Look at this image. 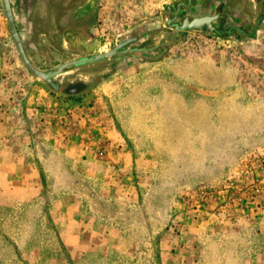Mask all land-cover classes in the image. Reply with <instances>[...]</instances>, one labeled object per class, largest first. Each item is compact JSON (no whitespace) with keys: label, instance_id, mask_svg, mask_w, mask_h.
I'll return each instance as SVG.
<instances>
[{"label":"rangeland","instance_id":"1","mask_svg":"<svg viewBox=\"0 0 264 264\" xmlns=\"http://www.w3.org/2000/svg\"><path fill=\"white\" fill-rule=\"evenodd\" d=\"M10 3L0 264H264V0Z\"/></svg>","mask_w":264,"mask_h":264},{"label":"water","instance_id":"2","mask_svg":"<svg viewBox=\"0 0 264 264\" xmlns=\"http://www.w3.org/2000/svg\"><path fill=\"white\" fill-rule=\"evenodd\" d=\"M2 1H3L4 13H5L9 33H10L12 40H13L16 48H17V52L19 54V57H20L22 63L24 64V66L27 68V70L29 72H31L34 76H36L37 78L41 79L42 81H44L46 83L51 84L53 77L57 76L58 74H60L66 68H68L70 66H78L81 64L100 60L104 57H111L114 54L124 53L127 51H138V50H140L137 48L127 49V50L112 49V50H109V51H106L103 53H98V54H95V55H92L89 57L73 59V60L64 62V63L60 64L59 66H57V68L55 70H52V71L45 72V71L39 70L33 66V64L31 63V61L29 60V58L25 52L21 38L19 36V33L17 31L16 25L14 22L10 0H2ZM214 18L215 17H212V16L194 18L188 22H184L183 26L174 25V28H175V30H179V29H183L184 26L187 28L200 27V26L211 23L214 20Z\"/></svg>","mask_w":264,"mask_h":264},{"label":"trees","instance_id":"3","mask_svg":"<svg viewBox=\"0 0 264 264\" xmlns=\"http://www.w3.org/2000/svg\"><path fill=\"white\" fill-rule=\"evenodd\" d=\"M51 85H53V86H54V82H53V81H52Z\"/></svg>","mask_w":264,"mask_h":264},{"label":"crops","instance_id":"4","mask_svg":"<svg viewBox=\"0 0 264 264\" xmlns=\"http://www.w3.org/2000/svg\"><path fill=\"white\" fill-rule=\"evenodd\" d=\"M253 1H256V0H253Z\"/></svg>","mask_w":264,"mask_h":264}]
</instances>
